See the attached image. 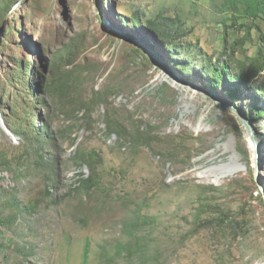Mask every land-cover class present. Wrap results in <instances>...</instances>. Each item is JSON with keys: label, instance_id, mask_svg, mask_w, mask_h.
<instances>
[{"label": "rangeland", "instance_id": "rangeland-1", "mask_svg": "<svg viewBox=\"0 0 264 264\" xmlns=\"http://www.w3.org/2000/svg\"><path fill=\"white\" fill-rule=\"evenodd\" d=\"M18 1L0 0V264H264V16ZM223 64L241 81L214 87Z\"/></svg>", "mask_w": 264, "mask_h": 264}, {"label": "trees", "instance_id": "trees-1", "mask_svg": "<svg viewBox=\"0 0 264 264\" xmlns=\"http://www.w3.org/2000/svg\"><path fill=\"white\" fill-rule=\"evenodd\" d=\"M246 13L250 19L255 20L260 17V15L264 16V0H246ZM227 80L229 82H239V78L232 77L230 75L228 64H223L221 68L216 69L214 71V87H217L221 81ZM264 91V90H263ZM264 111H259L258 115L261 116Z\"/></svg>", "mask_w": 264, "mask_h": 264}, {"label": "bare ground", "instance_id": "bare-ground-1", "mask_svg": "<svg viewBox=\"0 0 264 264\" xmlns=\"http://www.w3.org/2000/svg\"><path fill=\"white\" fill-rule=\"evenodd\" d=\"M175 85L177 86L178 89H180L182 92L184 93H188V97L190 98H197L199 96H203V94L196 90L195 88H189L185 83H183L182 81H179L177 83H175ZM207 99H204L203 101L206 103V102H209V103H212V101L208 98V97H205ZM206 105V104H205ZM2 125V124H1ZM3 128V126H2ZM4 129V128H3ZM5 130V129H4ZM249 130V129H248ZM6 131V130H5ZM7 132V131H6ZM8 133V132H7ZM10 136H13V134L10 132ZM250 137V141H251V149H252V152H258V149L256 148L255 146V143L253 142V139ZM258 142V141H257ZM258 146H259V142H258Z\"/></svg>", "mask_w": 264, "mask_h": 264}, {"label": "water", "instance_id": "water-1", "mask_svg": "<svg viewBox=\"0 0 264 264\" xmlns=\"http://www.w3.org/2000/svg\"><path fill=\"white\" fill-rule=\"evenodd\" d=\"M24 1H25V0H20V1H18V2L14 5V7L12 8L11 12L17 10L22 4H24ZM0 122H1V124H2V126H3V128H4V129L8 132V134L10 135V130H9L8 127L6 126L4 120L2 119L1 116H0ZM244 124H245L246 127L249 129V134H250L251 138L253 139V142L255 143L256 148L259 149V146H258V142H259V141H258V139H257V136H256V134H255V131H254V129H253V126H252L248 121H245V120H244ZM15 138H16V137H15ZM257 141H258V142H257ZM258 152H259V150H258ZM258 152H257V153H258Z\"/></svg>", "mask_w": 264, "mask_h": 264}]
</instances>
